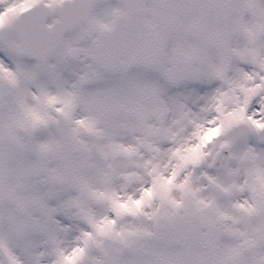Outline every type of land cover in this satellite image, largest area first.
Listing matches in <instances>:
<instances>
[{"label": "snow or ice", "instance_id": "obj_1", "mask_svg": "<svg viewBox=\"0 0 264 264\" xmlns=\"http://www.w3.org/2000/svg\"><path fill=\"white\" fill-rule=\"evenodd\" d=\"M0 264H264V0H0Z\"/></svg>", "mask_w": 264, "mask_h": 264}]
</instances>
